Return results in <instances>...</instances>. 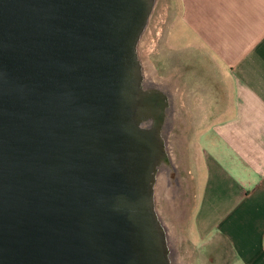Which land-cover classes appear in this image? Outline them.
<instances>
[{
    "label": "water",
    "instance_id": "1",
    "mask_svg": "<svg viewBox=\"0 0 264 264\" xmlns=\"http://www.w3.org/2000/svg\"><path fill=\"white\" fill-rule=\"evenodd\" d=\"M152 4L0 0V264H166L133 116Z\"/></svg>",
    "mask_w": 264,
    "mask_h": 264
},
{
    "label": "crops",
    "instance_id": "2",
    "mask_svg": "<svg viewBox=\"0 0 264 264\" xmlns=\"http://www.w3.org/2000/svg\"><path fill=\"white\" fill-rule=\"evenodd\" d=\"M161 45L199 128L193 263L264 264V0H180Z\"/></svg>",
    "mask_w": 264,
    "mask_h": 264
},
{
    "label": "rangeland",
    "instance_id": "3",
    "mask_svg": "<svg viewBox=\"0 0 264 264\" xmlns=\"http://www.w3.org/2000/svg\"><path fill=\"white\" fill-rule=\"evenodd\" d=\"M179 13L180 0H153L150 13L137 42V52L143 51L145 60L143 62H145L147 74L153 77L155 82L166 84L171 89L175 87L176 90V92L174 91L176 95L175 114L170 126L167 129L163 127L166 120L163 119L162 113L156 128H153L157 133L160 130L163 132L164 128L165 135L161 140L157 137L159 145L150 181L151 206L159 224L161 223L166 230H173L176 250L184 264H194L193 260L198 249V242L192 222L197 194L193 163L199 128L197 124L195 126L192 107H186V90L182 77L177 76L173 70L174 74H171L170 71L167 72L163 69L167 65L164 64L160 54L163 51L161 42L164 31L170 21L178 19ZM157 28L160 29L159 32L163 33L157 34ZM174 63L175 60H173ZM138 74L140 88V83L143 81V71L140 66ZM143 111V113H139V116L142 114L146 118L150 115L146 113L145 109Z\"/></svg>",
    "mask_w": 264,
    "mask_h": 264
},
{
    "label": "bare ground",
    "instance_id": "4",
    "mask_svg": "<svg viewBox=\"0 0 264 264\" xmlns=\"http://www.w3.org/2000/svg\"><path fill=\"white\" fill-rule=\"evenodd\" d=\"M159 12H161V11H159ZM165 19H166V17H165ZM159 28H157V30H158L157 34L158 33H163L161 31L159 32V30H160ZM150 37H151V35H150ZM136 50H137V46H136ZM143 56H144L143 51L142 52L141 51L137 52V59H138V62H139V66L142 68V71H143V81L140 83V88H139L140 94L138 95V101H142L143 98L145 97V95L150 92L149 94L155 95V97H156V100H157L156 107L157 108L154 111V113L150 114L149 116H146V118L142 114L140 116H138L139 113H138V115L135 114L134 115V120L141 128L153 130V128H156V124L159 121V117L163 113L162 114L163 119L166 120V122L164 123L163 127H166L165 129H167V127L170 126V122L173 120V116L175 114V112H174V107H175L174 104H175L176 95H175L174 91L176 92V90H175V87L171 89L166 84H161V83L155 82L153 77H151V76H149L147 74L145 62H143V61H145ZM152 72H153V74H155L154 70H152ZM137 111H140V113L141 112L143 113L144 112L143 111V107H141L140 109H137ZM165 129L163 128V132L161 130L158 131V133L156 132L158 139L161 140V139L164 138V135H165L164 130ZM172 156H174V154ZM158 190H159V188H158ZM160 227H161L160 228V233L162 235L163 242H164L166 264H184L182 258L180 257L179 253H177V250H176V245H175L176 243L173 240V238L175 239V234H174L173 230H171V231L168 230V229L166 230V228H164V226L161 223H160Z\"/></svg>",
    "mask_w": 264,
    "mask_h": 264
},
{
    "label": "flooded vegetation",
    "instance_id": "5",
    "mask_svg": "<svg viewBox=\"0 0 264 264\" xmlns=\"http://www.w3.org/2000/svg\"><path fill=\"white\" fill-rule=\"evenodd\" d=\"M156 103H157V100H156L155 95H152L149 93L146 94L142 101L137 102L133 116L135 114L138 115V113H140V111H137V109H140L141 107H143V109H145L146 113H148V114L154 113V111L157 108Z\"/></svg>",
    "mask_w": 264,
    "mask_h": 264
}]
</instances>
